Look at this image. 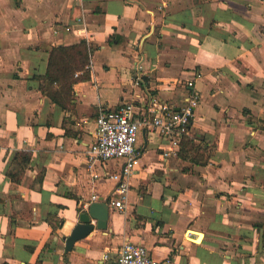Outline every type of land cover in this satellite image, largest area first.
Returning <instances> with one entry per match:
<instances>
[{"label": "crops", "instance_id": "crops-1", "mask_svg": "<svg viewBox=\"0 0 264 264\" xmlns=\"http://www.w3.org/2000/svg\"><path fill=\"white\" fill-rule=\"evenodd\" d=\"M79 40L89 77L64 108L36 76ZM188 79L187 137L164 157L169 142L140 130L120 210L122 159L87 156L99 105L178 109ZM91 201L106 227L91 219L67 247ZM126 240L162 263L264 264V0H0V264H116Z\"/></svg>", "mask_w": 264, "mask_h": 264}, {"label": "built area", "instance_id": "built-area-1", "mask_svg": "<svg viewBox=\"0 0 264 264\" xmlns=\"http://www.w3.org/2000/svg\"><path fill=\"white\" fill-rule=\"evenodd\" d=\"M80 73L81 71H77L74 75ZM186 85L191 92L178 109L168 102L156 101L154 98L151 99L150 106L142 111L136 110V106L130 102L114 109L99 105L94 120V138L88 145L87 156L89 160L101 162L122 159L119 171L109 175L115 181V198L111 199V204L120 210L124 209L128 196L129 176L139 163L137 143L140 130L155 129L169 142L170 148L162 152L164 157L170 156L182 139L187 137L198 104L199 91L194 79H188ZM91 199L95 200L97 196L93 194ZM107 257L108 254H104V258ZM163 263L153 258L144 244L130 240L120 245L116 257V264Z\"/></svg>", "mask_w": 264, "mask_h": 264}, {"label": "trees", "instance_id": "trees-1", "mask_svg": "<svg viewBox=\"0 0 264 264\" xmlns=\"http://www.w3.org/2000/svg\"><path fill=\"white\" fill-rule=\"evenodd\" d=\"M90 61V48L85 40L73 44L56 45L50 49L46 72L37 75L44 95L62 107H66L72 97V85L89 77L86 66ZM81 71L77 76L75 72ZM183 142V141H182Z\"/></svg>", "mask_w": 264, "mask_h": 264}, {"label": "water", "instance_id": "water-1", "mask_svg": "<svg viewBox=\"0 0 264 264\" xmlns=\"http://www.w3.org/2000/svg\"><path fill=\"white\" fill-rule=\"evenodd\" d=\"M108 218V207L105 202L101 201H91L88 204V207L85 211H82L79 214V223L75 225L72 229L70 235L67 237V247H70L74 240L84 236L94 225L90 223L91 219L96 220L97 228H105ZM163 264H172L169 261L164 262Z\"/></svg>", "mask_w": 264, "mask_h": 264}]
</instances>
